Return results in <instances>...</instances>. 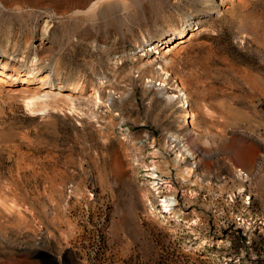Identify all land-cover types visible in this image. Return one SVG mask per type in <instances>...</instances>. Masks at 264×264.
<instances>
[{
	"label": "rangeland",
	"instance_id": "rangeland-1",
	"mask_svg": "<svg viewBox=\"0 0 264 264\" xmlns=\"http://www.w3.org/2000/svg\"><path fill=\"white\" fill-rule=\"evenodd\" d=\"M95 1L0 0L3 43L32 60L48 20L41 65L59 63L60 80L72 69L82 83L74 105L47 111L26 102L46 89L40 79L0 90V264H54L46 253L59 264H264V0H118L100 16ZM191 10L201 18L187 40L152 47L156 60L139 72L140 49L183 29ZM149 81L181 95L150 97ZM110 90L136 99L117 116ZM123 120L155 138L152 155L169 150L168 132L188 133L200 165L173 184L185 194L177 213L115 138ZM160 157L169 174L173 153Z\"/></svg>",
	"mask_w": 264,
	"mask_h": 264
},
{
	"label": "bare ground",
	"instance_id": "bare-ground-1",
	"mask_svg": "<svg viewBox=\"0 0 264 264\" xmlns=\"http://www.w3.org/2000/svg\"><path fill=\"white\" fill-rule=\"evenodd\" d=\"M205 6H210L213 3H218V5L226 6L225 0H203ZM92 8L99 7L97 9L99 16L103 15L105 12H108L109 8L112 6L121 7L122 3L118 0H97L92 4ZM90 7V6H89ZM91 8V9H92ZM223 8V7H222ZM226 8V7H225ZM113 9V8H112ZM88 10V9H87ZM96 10V9H95ZM89 13V12H88ZM87 14V13H86ZM191 17L185 20L184 28L181 30H173L168 35L156 39L150 42L148 45H145L144 48H141L142 52L140 57L144 60L138 67V71L141 73H147L150 70L151 63L156 60V55L151 58L150 49L157 48L159 46L165 47V53L171 51L172 48L178 47L181 43H184L187 40L188 34L186 33V28L191 24L200 22V14L195 10H191ZM91 19V18H90ZM48 20L44 24L42 28V36L40 40L36 44V53L34 58L29 59L25 52L17 51V42L11 43V39H8V43L5 45L3 43V39L0 33V90L5 89L6 84H18L25 83L30 85L40 79V84L38 88H46L45 90H37L34 94L27 98V104L33 109L37 111H47L51 108H58L59 101L66 99L72 105L75 103V97H73V92H79L82 88V83L77 76H75L74 71L67 70L65 76L66 80H60V64L59 63H48L45 65H41L42 57L39 55L41 49H43L46 42V35L48 33ZM10 41V42H9ZM155 44V45H154ZM141 46V45H139ZM158 51V49L156 50ZM166 61V60H165ZM142 62V61H141ZM59 64V65H58ZM65 70V69H64ZM152 79V78H151ZM151 81V80H150ZM149 81V82H150ZM108 82V79L102 80V83ZM161 83H148L145 89V92L148 96L153 97L160 92L159 89H162V94H167L168 99L176 100L180 97L181 94L172 93L169 94L167 91L163 90L160 87ZM164 85V84H163ZM25 88V87H22ZM180 88V87H179ZM65 90H70L72 92H65ZM182 89L180 88V91ZM184 95L186 92H182ZM105 94L100 93L99 90H96L93 95V102L96 105H99L102 102H105L103 98ZM187 97V96H186ZM136 99V94L134 91H124L123 93L117 94L115 91H109L106 98V105L108 109H111L113 106L118 107V111H115V115L123 114L124 110V101L126 99ZM182 101V102H181ZM178 104L181 107V120H187L190 122L191 113L189 112V103L187 98H180ZM120 121H118L119 123ZM195 127V126H194ZM245 173V171H242ZM148 183V182H147ZM152 195V194H151ZM158 199L157 197H153ZM173 205V206H172ZM176 202L171 196H167L164 201V211L175 212L177 213L179 210L176 206ZM151 214H156V211L152 208ZM162 214V213H161ZM67 263V259L65 256L64 264Z\"/></svg>",
	"mask_w": 264,
	"mask_h": 264
},
{
	"label": "built area",
	"instance_id": "built-area-1",
	"mask_svg": "<svg viewBox=\"0 0 264 264\" xmlns=\"http://www.w3.org/2000/svg\"><path fill=\"white\" fill-rule=\"evenodd\" d=\"M148 134L145 132L142 135H137L132 126L123 120L118 123V130L114 136L129 149L130 157L134 159V164L138 165L139 169L142 168L144 179H148L147 182L152 195L159 198L160 204L165 209L164 201L167 196L173 197L176 204H178L179 197L185 195L183 191L173 192V184L178 183L180 180H185V176L191 177L198 169L200 161L191 146L188 133L180 131L168 132L165 142L168 144L169 150L162 153L158 148H155L154 151L160 153L155 155H152L149 150L155 145V138L150 141ZM171 152L174 155L173 160L177 165H169V174H165L158 168V164L154 162L159 161L158 159L161 158L160 155L162 154L167 158L168 155H171ZM151 155L153 157L156 156L157 159L149 160L150 165H147V162L144 161H147Z\"/></svg>",
	"mask_w": 264,
	"mask_h": 264
},
{
	"label": "water",
	"instance_id": "water-1",
	"mask_svg": "<svg viewBox=\"0 0 264 264\" xmlns=\"http://www.w3.org/2000/svg\"><path fill=\"white\" fill-rule=\"evenodd\" d=\"M48 256H50L52 258V261L54 262V264H59L58 260H57V256H53L52 254L50 253H46Z\"/></svg>",
	"mask_w": 264,
	"mask_h": 264
}]
</instances>
